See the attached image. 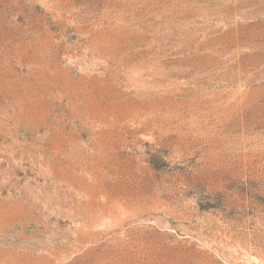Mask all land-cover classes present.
I'll return each instance as SVG.
<instances>
[{"label":"rangeland","instance_id":"374dc122","mask_svg":"<svg viewBox=\"0 0 264 264\" xmlns=\"http://www.w3.org/2000/svg\"><path fill=\"white\" fill-rule=\"evenodd\" d=\"M0 264H264V0H0Z\"/></svg>","mask_w":264,"mask_h":264}]
</instances>
